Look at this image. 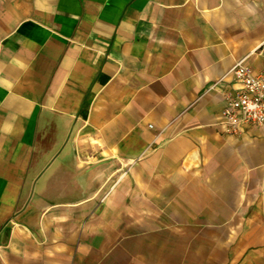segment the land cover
I'll return each instance as SVG.
<instances>
[{"label": "crops", "instance_id": "crops-1", "mask_svg": "<svg viewBox=\"0 0 264 264\" xmlns=\"http://www.w3.org/2000/svg\"><path fill=\"white\" fill-rule=\"evenodd\" d=\"M264 0H0V264H264Z\"/></svg>", "mask_w": 264, "mask_h": 264}, {"label": "built area", "instance_id": "built-area-1", "mask_svg": "<svg viewBox=\"0 0 264 264\" xmlns=\"http://www.w3.org/2000/svg\"><path fill=\"white\" fill-rule=\"evenodd\" d=\"M231 73L241 88L228 96L222 113L228 132L239 133L242 126L264 128V72H256L240 60Z\"/></svg>", "mask_w": 264, "mask_h": 264}]
</instances>
